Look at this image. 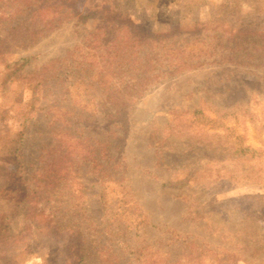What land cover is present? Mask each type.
<instances>
[{"label":"rangeland","instance_id":"obj_1","mask_svg":"<svg viewBox=\"0 0 264 264\" xmlns=\"http://www.w3.org/2000/svg\"><path fill=\"white\" fill-rule=\"evenodd\" d=\"M0 41V73L29 59L0 88V264H264V153L205 142L264 152V0H0ZM146 54L161 74L108 123L110 88ZM178 59L204 64L171 74ZM194 108L228 130L186 122Z\"/></svg>","mask_w":264,"mask_h":264},{"label":"trees","instance_id":"obj_2","mask_svg":"<svg viewBox=\"0 0 264 264\" xmlns=\"http://www.w3.org/2000/svg\"><path fill=\"white\" fill-rule=\"evenodd\" d=\"M41 4V3H39ZM33 15L31 16V18L27 19V20H23L21 22V24H17L14 26V28L11 29L10 34L14 35L13 36V40H19L20 41H33L34 39V35H33V30L31 29V32L29 31V28L31 27V25L33 24V22L35 21V19L40 18L42 19V16H45L47 13V9L46 8H41V7H37L36 10H33ZM11 14H6V16H10ZM93 15H81L80 20L84 21L86 18L88 17H92ZM24 25L25 27V32L22 35H17L16 32L20 25ZM17 35V37H16ZM139 36V39L142 38V33L138 32L137 34ZM31 36V37H30ZM221 37H218L217 40L220 41ZM1 43V41H0ZM135 43H138L137 41ZM219 46H222V44H219ZM137 47V45L135 46ZM227 48V47H226ZM236 48V46H234L233 48H230V50ZM185 51L184 48L182 49H177L175 48V54L179 53V52H183ZM133 53V59L132 61H130L131 66L134 68L135 65H138V60L136 59V55L135 52ZM166 53H168L166 51ZM190 53V52H189ZM171 54V53H168ZM175 54H173V56L175 57ZM219 56V59H221V56ZM226 55H224L225 57ZM223 57V59H224ZM145 60V66L147 68V72H145L143 75L139 76V78L136 79L135 82L133 83H126L122 86H117L115 87L113 85V87L110 88V91L106 97V101H108V106L110 108V112L108 113L109 119H108V123H114V124H121V126H125V121L127 119V115L129 114L131 108H132V104H133V100L139 98L143 92L146 90V88L152 83L153 78L159 77V74H161L160 71H157V73H153L154 69H152L153 67L150 66V64L152 63L153 60H156L155 56H150L149 54H146L144 57ZM164 59V56L162 57ZM230 59V57H228ZM239 57L234 58L233 62H237ZM222 59V61H223ZM28 58H19L18 60L12 61V62H7L1 70L0 73V88L1 90H6V83H8L12 78V76L15 73H18L19 71L22 70V68L28 63ZM168 60V59H167ZM218 60H212L211 62H216ZM176 63L173 62H169L168 61V66L170 68H172V72L171 74H175L183 69L186 68H193L196 66H200L202 64H204L203 62H197L194 64H189L184 62L181 59H178L177 61H175ZM118 69V67H113L111 68V66H109L106 70L110 71L112 74H115V71ZM136 69V68H135ZM137 70V69H136ZM117 74V73H116ZM103 78H108L107 75H103ZM131 96V99H130ZM133 96V97H132ZM134 98V99H133ZM217 112V110L214 111V113ZM170 113L173 114V121L169 123L168 128L172 129V128H176V126H178V121L181 122L180 119H176V116H180L182 115L181 112H177L175 110H170ZM178 114V115H177ZM216 114V113H215ZM225 115H229L228 113H224L222 114V116ZM221 116V117H222ZM191 119L186 121L190 124H194L196 126H207L208 124L212 126H216V124L220 125L223 130H228V128L224 127L223 125L220 124V118H216V119H211V118H207L204 117L202 114V111L194 108L191 112ZM208 137L213 138V139H205V142H207L210 146L212 147H216L218 149H221L222 151H226L229 153L228 155H235L237 160L239 159H247V160H252L255 158L260 157L264 152H262L263 150H257L252 148L249 145H245L242 141H241V136L240 135H235L233 132L230 133H226L225 135H220V134H212V135H208ZM234 137V142L230 141V138ZM117 142V141H116ZM119 142H117L118 144ZM117 147V145H116ZM118 155V153H117ZM95 160H90L89 163H94ZM188 162V161H185ZM96 163V162H95ZM176 166L178 167H182V163H177ZM95 167H101V165L97 164ZM105 168H102L98 171L97 173V178L100 180V182L104 183V180H108L106 177L107 175L105 174ZM225 173H229V171L225 170ZM231 175L229 174V176L226 177V179H231ZM223 179V180H226ZM185 185L188 184V180H183L182 181ZM181 183V182H180ZM225 183V182H224ZM211 184V185H210ZM207 186L204 185H196L195 183V187L200 188L202 190L207 189L208 186H214L213 183H210ZM227 185V187H231V184L225 183ZM104 186H102L101 189V193H100V201H101V205L103 208V211H106L107 209V201L105 198V194H104ZM103 191V192H102ZM240 199V198H239ZM145 225H149V224H145ZM262 246H264V242L262 244ZM260 253L263 252V250H259V248L257 249ZM83 256V255H82ZM81 256V257H82ZM79 260L77 261L76 264H78Z\"/></svg>","mask_w":264,"mask_h":264}]
</instances>
